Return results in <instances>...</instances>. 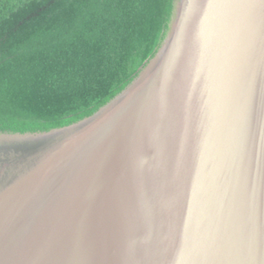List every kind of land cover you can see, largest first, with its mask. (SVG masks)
<instances>
[{
    "label": "water",
    "instance_id": "95a60500",
    "mask_svg": "<svg viewBox=\"0 0 264 264\" xmlns=\"http://www.w3.org/2000/svg\"><path fill=\"white\" fill-rule=\"evenodd\" d=\"M0 264H264V0H175L92 116L0 131Z\"/></svg>",
    "mask_w": 264,
    "mask_h": 264
},
{
    "label": "trees",
    "instance_id": "16d2710c",
    "mask_svg": "<svg viewBox=\"0 0 264 264\" xmlns=\"http://www.w3.org/2000/svg\"><path fill=\"white\" fill-rule=\"evenodd\" d=\"M174 1L0 0V131L92 116L156 55Z\"/></svg>",
    "mask_w": 264,
    "mask_h": 264
}]
</instances>
